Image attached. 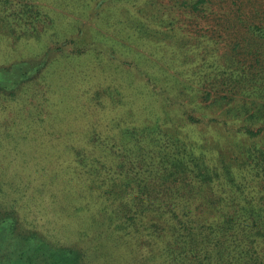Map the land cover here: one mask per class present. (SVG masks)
I'll return each mask as SVG.
<instances>
[{"label":"trees","instance_id":"trees-1","mask_svg":"<svg viewBox=\"0 0 264 264\" xmlns=\"http://www.w3.org/2000/svg\"><path fill=\"white\" fill-rule=\"evenodd\" d=\"M129 1L131 15L145 26L142 29L136 25L139 34L133 35L137 39L150 41V46L168 48L174 65L178 58L177 65H181L193 57L180 68L194 69L189 79L195 88L184 90L187 104L193 102V93L209 91L210 79L215 81L217 90L206 93L203 100L207 105L195 106L203 118L186 115L191 124L203 123L206 132L201 139L185 131V125L172 110H177L173 102L164 101L163 116L157 119L149 118L140 109L133 111L138 116L136 123L124 124L129 118L123 100L116 97L117 91L126 89L118 86L99 85L96 88L105 87L89 93L82 107L76 103V113L86 109V117L103 110L108 113L104 115L103 130L92 136L90 150L95 146L102 148L109 157L102 158L100 153L97 156L87 148L86 152L80 149L76 153L77 160L86 167V173L81 171L84 180H77L82 184L79 186H83L86 196L102 202L98 211L103 233L111 237L119 232L123 237L118 243L126 251L138 253V243L145 232L150 264H264V74L248 66L235 68L236 61L230 64L227 60L228 48L221 53L219 45L209 44L215 42L209 38L215 34L217 43L237 40L240 54L245 53L243 42L250 39L246 33L264 38V14L257 19L256 0ZM144 3L151 4L150 14L143 13L140 5ZM117 4L116 0H97L95 15L111 7L116 10ZM29 7L30 4L19 11L25 13ZM6 9L10 11L9 18H19ZM129 22H122V28L129 30ZM71 43L66 40L56 48L50 46L39 64L19 60L4 71L13 72L14 68L9 73L14 84L39 80L52 68L55 59L50 58V53L65 52ZM102 45L115 55L113 46ZM260 46L255 43L248 51L258 63ZM91 47L94 44L72 54L87 53ZM36 69L38 77L33 78ZM136 70L141 68L134 63ZM142 71L139 76L146 72ZM51 79L43 80L42 87L52 83ZM10 82L0 85L9 87ZM156 93L162 97L160 91ZM27 101L28 107L35 103L33 98ZM222 130L226 133L221 134ZM128 189L132 195L129 201L125 200ZM121 199L123 206L119 204ZM30 235L39 257L52 253L53 257L58 253L61 257L74 256L71 248L56 247L49 236ZM8 238L15 240L12 234ZM113 241L117 238L108 240Z\"/></svg>","mask_w":264,"mask_h":264},{"label":"rangeland","instance_id":"rangeland-1","mask_svg":"<svg viewBox=\"0 0 264 264\" xmlns=\"http://www.w3.org/2000/svg\"><path fill=\"white\" fill-rule=\"evenodd\" d=\"M96 1L0 0V82H10L9 73H13L14 68L8 73L4 70L9 71L15 62L39 64L50 46L56 48L66 40L72 41L65 52L54 50L50 53V58L55 60L49 74L42 76L44 78L21 85L10 82L5 88L0 85V264H150L146 233L141 235L138 253L126 251L118 243L123 237L119 232L111 237L103 233L98 211L102 202L86 196L83 186H79L82 184L77 182L82 178L81 171L86 173V167L77 160V151L84 149L86 152L87 148L95 155L100 153L102 158L109 157L102 148L95 146L90 150L92 136L104 128L106 110L88 117L86 109L76 113V103L82 107L89 93L105 87L97 86L107 84L126 89L117 91L116 97L123 100L129 118L124 124L136 123L138 116H134L133 111L140 109L149 118L156 116L157 119L163 116L164 101L173 102L177 112L172 110L185 125V131L198 139L205 135L203 123L191 124L186 115L204 117L202 111L195 108L207 105L203 98L209 91L217 90L215 81L210 79L209 91L201 89L193 93V102L187 104L184 90L195 88L189 79L194 69L180 68L193 57L181 65H177L178 58L174 65L168 48L150 46V41L137 39L133 35L139 34L136 25L142 29L145 26L131 15L133 8L129 0H116V10L111 7L100 15H95L93 9ZM28 4L27 12L19 11ZM255 4L259 19L264 14V0H256ZM140 6L143 13L150 14V3ZM6 8L17 13L19 18H9L10 11ZM126 20H130L129 30L121 26ZM246 36L250 39L243 42L245 53L241 54L237 40L231 44L217 43V36L212 34L209 38L215 42L209 44L210 47L219 45L221 53L223 48H228L227 60L230 64L236 61L235 68L242 70L248 66L264 74V38L252 33ZM255 43L262 45L259 63L255 62L256 56L251 55V51L248 54ZM88 44H94L89 52L72 54L74 50H86ZM102 44L113 46L115 55ZM126 57L141 70L135 72L133 61L129 63ZM143 69L145 74L139 76ZM38 71H33V78L38 77ZM50 78L53 82L42 87L43 80ZM156 91H160L162 97ZM75 97L80 98L76 100ZM32 98L35 103L28 107L27 100ZM80 133L84 134L82 138ZM127 193L131 195L129 189ZM127 193L125 200L129 201L132 195L128 197ZM119 202L123 206L122 199ZM31 233L49 236L56 247L71 248L74 256L35 255ZM9 234L14 241L8 238ZM110 238H117V241L108 242ZM129 257H132L130 261Z\"/></svg>","mask_w":264,"mask_h":264}]
</instances>
